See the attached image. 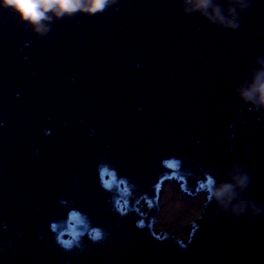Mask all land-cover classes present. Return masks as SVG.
Returning <instances> with one entry per match:
<instances>
[{"label":"water","instance_id":"1","mask_svg":"<svg viewBox=\"0 0 264 264\" xmlns=\"http://www.w3.org/2000/svg\"><path fill=\"white\" fill-rule=\"evenodd\" d=\"M74 2L0 4V264H264V0Z\"/></svg>","mask_w":264,"mask_h":264},{"label":"rangeland","instance_id":"2","mask_svg":"<svg viewBox=\"0 0 264 264\" xmlns=\"http://www.w3.org/2000/svg\"><path fill=\"white\" fill-rule=\"evenodd\" d=\"M164 183L157 200L159 208L154 216L156 221L152 224V230L163 236L178 228L177 237L185 241L193 228V221L202 212L208 191L199 190L196 195H192L184 189L183 181L178 178H170ZM150 206L151 204L143 199L138 204V210L146 214Z\"/></svg>","mask_w":264,"mask_h":264},{"label":"clouds","instance_id":"3","mask_svg":"<svg viewBox=\"0 0 264 264\" xmlns=\"http://www.w3.org/2000/svg\"><path fill=\"white\" fill-rule=\"evenodd\" d=\"M10 0H0V4L7 5ZM12 6L16 7L24 18H35L41 13L38 11V6H43L44 9L55 7L57 12L73 11L80 7L79 3L74 0H12ZM101 7V3L93 0L90 5V10L95 11ZM264 99V97H262Z\"/></svg>","mask_w":264,"mask_h":264},{"label":"bare ground","instance_id":"4","mask_svg":"<svg viewBox=\"0 0 264 264\" xmlns=\"http://www.w3.org/2000/svg\"><path fill=\"white\" fill-rule=\"evenodd\" d=\"M165 184V183H164ZM164 184H162V185H164Z\"/></svg>","mask_w":264,"mask_h":264}]
</instances>
